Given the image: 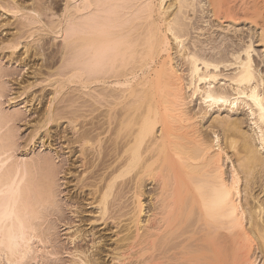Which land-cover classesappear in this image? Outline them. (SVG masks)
<instances>
[{
	"label": "bare ground",
	"instance_id": "bare-ground-1",
	"mask_svg": "<svg viewBox=\"0 0 264 264\" xmlns=\"http://www.w3.org/2000/svg\"><path fill=\"white\" fill-rule=\"evenodd\" d=\"M64 2L57 18L48 6L13 4L10 11L21 13L28 38L62 39L61 64L44 80L54 87V99L43 126L71 115L82 166L103 171L96 191L101 218L120 224L113 211L126 188L132 193L118 264H264V77L255 43L211 54L198 45L202 39L193 41L209 32L203 23L211 15L210 26L218 23L222 31L258 27L264 47V0ZM48 11L56 19L44 22ZM226 69L235 73L221 83ZM194 98L206 107L200 116L190 108ZM56 102L78 105L85 114L57 111ZM241 107L251 133L231 115L214 118V137L203 131L212 110ZM16 117H0V258L25 264L39 252L34 241L41 238L42 207L57 205V171L48 157L16 160L15 138L2 136L5 121ZM148 182L154 185L152 213L144 226ZM87 253L76 249V263L101 264Z\"/></svg>",
	"mask_w": 264,
	"mask_h": 264
},
{
	"label": "rangeland",
	"instance_id": "rangeland-1",
	"mask_svg": "<svg viewBox=\"0 0 264 264\" xmlns=\"http://www.w3.org/2000/svg\"><path fill=\"white\" fill-rule=\"evenodd\" d=\"M64 1L0 0V114H2L0 117L3 114H6V116L13 113L17 115L13 121H5L2 136L10 134L9 136L15 138L16 146L12 152L17 158L16 160L32 161L38 157H48L54 165L55 172L57 171L55 181L57 205H51L49 202L42 207V218L38 223L41 238L40 241H34V247L39 252L38 254L34 252L25 261V264H77L78 259L73 255L76 249L88 251V255L97 254L96 258H99L101 264H118L117 250H120L124 245L123 239L128 235L129 217L124 215L131 209L132 193H129V189L126 188L125 195L120 198L121 200L113 211L112 215L121 216L120 224L117 220H103L101 218L96 203L98 195L96 191L97 187L100 186L99 178L103 171L100 170L102 168L89 169L90 165L87 167L82 166L80 153H78L79 145L73 144L74 129L68 118L71 115H65V118H60L58 121L48 124L49 126H43L44 115L50 106L51 100L54 99L52 94L54 87L49 86V83L44 80L49 77L51 72L56 73L57 67L61 64L58 50L62 44V39L55 40L51 35H42L43 38L41 36L38 38L37 35L35 38H28L29 27H24L23 22L25 20L21 17V13L15 15L10 11L14 5L27 9L48 6L50 9L52 8L51 10L54 11L57 18L65 8L66 3ZM52 11L42 14L41 18L44 22H50L53 19ZM206 16H204L206 18L204 21L209 22L207 24L203 23V27L207 25V28H205L210 33L204 31L205 36H200L196 40L193 39V41L202 39L203 46L200 44L201 42L198 43L202 47L201 49L206 48L207 53L217 54L220 50L227 53L229 49L232 51L231 48L244 47L253 39L257 50L254 53L257 71L264 77V47L258 45L260 33L258 27H254L252 24H243L238 27V30L240 29L239 31H242V33L238 30L237 33L236 28L230 25L231 28L230 26L229 28L233 30L232 32L231 30H228L229 32L225 30L226 33L224 30L222 31L220 26L218 27V23H215L213 27L210 26L209 23L213 19L211 15ZM233 31H236L237 35ZM212 36L215 39L211 38ZM224 36H229V40L227 39L224 42ZM205 38L210 40L209 42L206 40L208 44L204 43L206 42L204 41ZM15 40L20 41L21 45L17 50H12L9 46L10 43L16 42ZM38 42L40 45H38ZM28 43L30 46L29 51L26 46ZM209 43L211 44L209 45ZM221 45L223 46L221 47ZM219 47L221 48L219 49ZM51 57L53 58L51 59ZM233 73H235L234 70L226 69L220 79ZM47 74L48 76H45ZM185 78H187V75H185ZM221 83H225V80L223 79ZM227 87H229L228 84H226ZM70 95L69 97L75 94ZM67 96L65 98L69 99ZM190 100L192 101L191 110L193 113H199L200 116V112L206 108L205 105L198 98ZM57 102L56 105L54 104L57 111L80 110L78 114H85L81 112L84 109H79V107L76 109L78 105L72 108L68 102ZM247 113L248 111L243 107L237 111L225 108L214 109L206 116L201 127L207 135L211 136L213 135L211 122L214 118L229 117L231 115L240 121H244V130L251 133L250 118H248ZM215 131L217 130L215 129ZM218 134L222 135V132L218 131ZM228 166L230 168L231 165L228 164ZM153 189L154 185L148 182L145 188V211L142 217V225L144 226L149 224V216L152 213L151 195ZM243 202L245 203L244 198ZM75 236H79V238L72 243ZM36 256L37 260H34ZM0 264L9 263L5 258H0Z\"/></svg>",
	"mask_w": 264,
	"mask_h": 264
}]
</instances>
